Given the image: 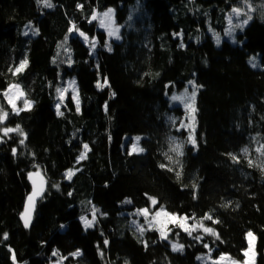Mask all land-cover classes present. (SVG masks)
<instances>
[{"label": "trees", "instance_id": "trees-1", "mask_svg": "<svg viewBox=\"0 0 264 264\" xmlns=\"http://www.w3.org/2000/svg\"><path fill=\"white\" fill-rule=\"evenodd\" d=\"M51 3L0 0V109L9 113L0 129L19 125L27 135L0 131V264H203L197 256L210 250L213 260L223 254L241 262L249 231L256 264H264V155L256 151L264 144V16L251 13L236 43L217 46L209 27L222 33L240 0ZM109 7L121 28L111 51L106 33L88 22ZM73 25L96 38L94 51L69 32ZM28 26L38 34L25 35ZM254 55L260 68L249 64ZM25 59L27 67L13 75ZM105 79L107 86L98 88ZM73 80L80 111L68 93L58 116L56 88ZM189 80L198 86L196 147L181 128L183 108L166 98ZM13 84L31 102L18 115L3 95ZM137 135L144 151L129 155ZM174 141L183 156L170 151ZM85 143L91 150L77 162ZM36 171L46 187L25 229L20 216L33 191L29 173ZM94 207V225L84 230L79 220L93 218ZM144 208L202 222L220 239L200 228L190 236L175 225L167 228L168 240L154 229L141 234L131 219ZM206 214L219 222L204 220ZM172 243L183 250L173 251Z\"/></svg>", "mask_w": 264, "mask_h": 264}, {"label": "snow or ice", "instance_id": "snow-or-ice-1", "mask_svg": "<svg viewBox=\"0 0 264 264\" xmlns=\"http://www.w3.org/2000/svg\"><path fill=\"white\" fill-rule=\"evenodd\" d=\"M43 3V5L45 7L51 8L53 7L51 0H37V3ZM78 8H82V5H77ZM253 12H258L260 15L264 16V0H260V2L258 4H254V0H240V6H232L231 7V11L229 13H227V23H228V28L225 30V35L229 36V37H233V43H235V39H234V32L236 29H240L241 31L244 29V27L246 25H248L249 21H251L253 19V15H251V13ZM245 17L244 19H240L241 17ZM235 19V23L233 22ZM98 20V26L100 28L105 29V31L107 32V36L110 39H115V40H120L121 39V34H120V26H117L114 20V10L112 8L107 9V11L97 15V14H93L90 19H89V23H92L93 21H97ZM76 31L80 37H82L84 39L85 42H89V36L81 31L80 29H78L75 25L72 26V28L69 29V32L71 33L72 31ZM209 31H212L213 36L215 37L216 43L217 45L220 44L221 42V38L220 35L218 33H216L213 29L209 28ZM38 34V30H34L33 31V35H37ZM25 35H28V33L26 32ZM174 35H181L182 33H177ZM68 37H65V42H67ZM97 40L95 37L91 38L90 41V46L91 49L94 51L97 47ZM105 46L108 48L109 51H111V44L106 40L105 41ZM181 47H183V43H181L180 45ZM91 54V53H90ZM257 58L256 57H252L249 60V63L252 65V67H258L259 65L256 62ZM28 61L25 59L23 61L20 62V64L15 68V71L13 72V75H16L20 72H22L26 67H27ZM189 84L192 85V92L191 95L189 96L188 94V88L184 89V93L181 95H172L170 98L172 101L174 102H179L184 104L186 109H190L191 112L193 113L192 115V121H195V98H196V90H197V85L195 84L194 81H189ZM75 85V80L71 81L69 84V87H74ZM107 86V80H104V83L101 84L99 82H97V87L98 88H103ZM15 89V93H13L11 96L9 95V93H12V90ZM68 91L67 88H61V87H57L56 88V92L58 93V99L60 101V103H58L56 105V111H57V115L58 116H63L64 113L62 111H60V107L61 104H63L64 99H65V93ZM3 95L5 97L8 98V103L9 105H11L12 110L15 114H19L21 111H25V110H29L31 108V102L28 100H24L23 102V107L22 108H18L16 101L18 99H20L24 93L23 91L20 90V87L18 84H13L10 85L9 88L4 91ZM112 95H115V93H113ZM72 100L75 102L76 105V111L79 112L80 111V102L78 99L77 95H73L72 96ZM105 110H107V103H105ZM9 113L7 111H4L3 109H0V124H4L5 120L7 119ZM181 127H192V124H181ZM0 131L3 132L4 136H8L9 133H17L19 136L24 137V139H27V135L26 133L23 132V130L20 128L19 125H17L15 128L12 127H4L2 129H0ZM24 139H21L19 141L20 144L24 143ZM135 143H133L131 145V150L129 151V155L133 154V153H140L143 152L144 149L139 147V140L140 137H135ZM189 141L192 143L193 147H196V139L194 138L193 135H189ZM4 141L2 139H0V143H3ZM175 143V141H174ZM83 152H81V154L79 155V157L77 158V162H79L80 160H84L87 159V153L91 150L89 148L88 144H83ZM16 149L13 148L12 149V153L15 156L16 155ZM170 151L175 152L178 156H183V151H182V145L179 143H175L174 147L170 148ZM243 151L245 153L248 152V149L245 148L243 149ZM257 152H260L262 155H264V144L260 145V147H258L256 149ZM165 155L167 156V153H165ZM167 158L169 160L172 159L171 156H167ZM233 159L235 160L236 158L233 157ZM178 163V161H177ZM249 165L251 166L253 164L252 160L248 161ZM262 170H264V163L259 165ZM161 167H165V165H161ZM169 171H172L171 168L168 169ZM74 175V172L72 170H69L66 173L67 178L70 180L71 176ZM180 173H177V177L179 178ZM33 177H38L40 178V184L39 186H37L35 180H33ZM29 179L33 180V191L32 193L27 197V203L24 209V212L21 214V219L24 221V227L28 228L31 222V218H32V213L35 209V203H36V199L43 193L44 188H43V184H44V180L43 177L41 176L39 171H36L35 173H29ZM56 187H58V185H56ZM68 195H72L71 192L68 193ZM149 200L151 201V205L153 207H155L157 205V201L154 198L149 197ZM125 203H131V201H125ZM98 211V209H96L95 207L93 208V218L92 220H89L87 217H81V220L84 223L85 229L87 228H91L95 222V218H96V212ZM138 214L143 215L146 220L150 215V210L149 208H144V209H140L138 210ZM161 216L166 218V222L163 223V226L159 229L160 231V236L162 239L164 240H168V232H167V223H175L178 224V226L185 232L188 233V235H192V232L196 230L197 225H192L191 227L188 226L187 221H188V217L184 216V217H178L175 214H171L168 213L166 211L163 210V208H160L159 210H157L154 215H153V221L151 222H158V218H160ZM204 220H212L213 223H218L219 221L213 220L211 215H205L203 217ZM134 224L136 223L135 221L133 222ZM198 226L203 230L204 233L213 235L216 237V239H220L219 235L214 231V229H212L211 227H207L205 226L202 222H198ZM63 227V226H62ZM137 229L141 232V234H143L144 229L143 227H140L139 225H137ZM247 238L249 241V249L244 250V256L245 257H251L254 258V252H252V247L254 245V241H255V236L254 234L249 231L247 233ZM3 239L7 240L8 239V234L4 233L3 234ZM193 239L200 241L203 239V237L201 236H195L193 237ZM171 243V241H169ZM105 245H107L108 241L105 240L104 241ZM204 247L207 248L208 244H204ZM184 248L183 244H177V243H172V250L173 251H182ZM53 256L57 255L56 251H53L52 253ZM73 256H79L80 252L77 251L75 253H72ZM199 258V257H198ZM209 258H211V250L209 251ZM250 258L249 260H246L244 262V264H253V259ZM64 259H67V257H64ZM226 259H229L228 257H226L225 255H221L217 260H213L212 264H222L223 261H225ZM13 260L15 261V255H13ZM233 264H236V262H233Z\"/></svg>", "mask_w": 264, "mask_h": 264}, {"label": "rangeland", "instance_id": "rangeland-1", "mask_svg": "<svg viewBox=\"0 0 264 264\" xmlns=\"http://www.w3.org/2000/svg\"><path fill=\"white\" fill-rule=\"evenodd\" d=\"M109 8H112L113 10H114V8L113 7H109ZM108 8V9H109ZM105 11H107V9L106 10H104L103 12H105ZM103 12H94L95 14H97V15H99V14H101V13H103ZM114 15H115V12H114ZM245 17H241L240 19L242 20V19H244ZM226 19H227V16H226ZM96 24H97V26H98V20L97 21H94ZM234 23L236 22L235 21V19H234V21H233ZM117 25V24H116ZM118 26V25H117ZM98 28H100L99 26H98ZM209 28H211L212 29V27H209ZM228 28V23H227V20H226V26H225V28H224V31L221 33H219V32H217V31H215L216 33H218L219 35H220V38H221V42L223 41V40H227V41H229L230 43L232 42L233 43V37H229V36H227V35H225V30ZM101 30H103L105 33H106V35H107V32L105 31V29H103V28H100ZM121 29V28H120ZM243 31V30H242ZM240 29H236L235 30V32H234V39H235V41L237 42V40H236V37H237V34L238 33H240V32H242ZM28 33V34H30V35H32V36H34L33 35V31L30 29V27L28 26V27H26V29L24 30V34L25 33ZM210 33H211V35H212V38H213V41H215V43H216V40H215V37L213 36V33H212V31H210ZM79 35V34H78ZM81 39H82V41L87 45V46H90V41H91V39H89V42H85L84 41V39L81 37ZM111 40H114V41H119V40H115V39H110V38H108V42H110ZM220 42V43H221ZM235 42V43H236ZM216 45H217V43H216ZM220 45V44H219ZM219 45H217V46H219ZM107 48V47H106ZM252 57H256L257 58V60H256V62H257V64L259 65L258 67H255V68H260V61H259V55H254V56H252ZM251 57V58H252ZM251 58H249V60L251 59ZM248 60V61H249ZM250 64V63H249ZM250 66L252 67V65L250 64ZM253 69H254V67H252ZM189 81H193V80H189ZM70 82L71 81H69V82H67L66 84H65V86L63 87V88H67L68 89V91L65 93V97H66V95L68 94V93H70V95L71 96H73V95H77L78 96V91H77V87H76V83H75V85H74V87H69V84H70ZM174 87V86H173ZM185 88H188V94H189V96L191 95V92H192V85H190L189 84V82H187V83H185V85L183 86V87H181V88H179V89H177L176 87H174V91L172 92V93H168V94H166V98H168L169 99V104H170V106L171 107H181V108H183V110H184V120L182 121V123L183 124H192V127H188V128H185V127H181L182 129H184V130H186L187 132H188V135H193L194 136V138H195V133H196V129H195V127H196V119H195V121L193 122L192 121V115H193V113L191 112V110L190 109H186L185 108V106H184V104H182V103H179V102H174V101H172L171 100V96L172 95H181V94H183L184 93V89ZM21 90V89H20ZM15 89H13L12 90V93H9V95L11 96L13 93H15ZM197 91H198V88H197V90H196V95H197ZM197 98V97H196ZM196 98H195V102H196ZM26 98H25V96L23 95L20 99H18L17 101H16V104H17V107L18 108H22L23 107V102H24V100H25ZM27 100V99H26ZM6 101H7V104L9 105V103H8V98L6 97ZM59 102V101H58ZM10 107H11V105H10ZM12 108V107H11ZM194 115L196 116V111H195V113H194ZM181 123V124H182ZM135 137H140V140L142 139V136H140V135H137V136H132L131 138H132V140H131V142H130V144H129V146H128V152L131 150V145L133 144V143H135L136 141H135ZM140 140H139V147H141L142 148V146H141V143H140ZM190 144L192 145V143L190 142ZM196 146H197V144H196ZM140 153H143V152H140ZM140 153H133V154H140ZM157 210H159V209H157V208H155V209H152V210H150V215H149V217L147 218V220H146V218L143 216V215H140V214H138V212H136V213H134V214H132L135 218H132L131 220L134 222H136L134 225L135 226H137V225H139L140 227H143V229H145V228H147V229H154V230H157L159 233H160V231H159V229L163 226V223L164 222H166V218L165 217H163V216H161L160 218H158V222H151L150 223V221H153V215H154V213L157 211ZM164 211H166L165 209H163ZM167 212V211H166ZM179 217V216H178ZM88 218V217H87ZM89 220H92V217L91 218H88ZM80 222H81V224H82V227H83V229L84 230H86L85 229V226H84V223H83V221L80 219L79 220ZM187 224H188V226L189 227H191L192 225H190L189 224V221H187ZM94 225V224H93ZM178 226V224H175V223H167V228L169 227V226ZM195 225H197V224H195ZM196 228H200L198 225H197V227ZM201 229V228H200ZM202 230V229H201ZM167 232H168V229H167ZM247 237V236H246ZM178 244V243H177ZM254 245H255V241H254ZM254 245H253V247H252V252H254V258H252L251 257V254H250V257H245L244 256V260H242L241 262H238V261H236V260H234V259H231V258H229V259H226L225 261H223L222 262V264H233V262H236V264H244V262L246 261V260H249L250 258H252L253 259V264H256V254H255V247H254ZM171 247H172V244H171ZM247 249H249V241H248V238H247V247H246ZM199 257V258H198ZM227 257V256H226ZM197 260L198 261H200V262H202L203 264H212V261H213V259H211V258H209V253H205V254H199L198 256H197ZM51 264H61V262H55V263H51Z\"/></svg>", "mask_w": 264, "mask_h": 264}, {"label": "water", "instance_id": "water-1", "mask_svg": "<svg viewBox=\"0 0 264 264\" xmlns=\"http://www.w3.org/2000/svg\"><path fill=\"white\" fill-rule=\"evenodd\" d=\"M33 180H35V182H36V184H37V186H39V184H40V178H38V177H33ZM33 180H30L29 179V181L31 182V185H32V188H33ZM45 187H46V183H45V180H44V184H43V188L45 189ZM44 192V191H43ZM43 194V193H42ZM41 194V195H42ZM41 195L36 199V203H35V209H36V206H37V201L39 200V198L41 197ZM25 204H24V206H23V210H22V213L24 212V209H25V206H26V203H27V199L25 200V202H24ZM35 209H34V211H33V213H32V218H31V222H30V225H29V227L28 228H25L24 227V221L21 219V216H20V221H21V224L23 225V227L25 228V229H29L30 227H31V223H32V221H33V217H34V212H35ZM21 213V214H22Z\"/></svg>", "mask_w": 264, "mask_h": 264}]
</instances>
